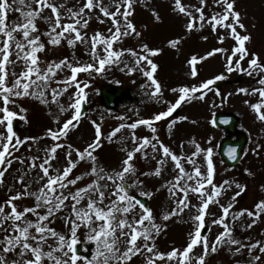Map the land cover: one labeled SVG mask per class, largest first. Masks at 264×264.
<instances>
[{"label": "snow or ice", "instance_id": "1", "mask_svg": "<svg viewBox=\"0 0 264 264\" xmlns=\"http://www.w3.org/2000/svg\"><path fill=\"white\" fill-rule=\"evenodd\" d=\"M238 3L168 0L183 31L152 46L144 38L149 25L136 20L143 10L154 25L164 23L154 0H0V264H208L221 252L229 264H264V227L256 231L264 225V182L253 203L241 206L249 185L228 175L248 157L264 159V55L250 47L247 13ZM205 31L220 46L191 54L185 62L191 82L169 88L156 58L165 47L179 56L194 34L208 41ZM64 48L71 55L50 58ZM81 50L87 59L77 55ZM217 55L222 71L202 77L201 66ZM113 71L139 76L142 95L159 107L148 116L135 106L109 110L117 123L106 130V116L93 119L89 106L100 93L95 82ZM233 74L246 78L243 86L222 92L218 82ZM233 96L244 97L259 126L253 136L240 124L247 146L238 141L227 149L235 163L217 159L213 135L175 139L182 122L200 126V119L179 114L194 102L207 107L208 126L231 123L216 109ZM37 103L50 126L21 135ZM85 119L93 136L77 144L72 134ZM105 142L119 145L118 164L102 160ZM240 173L256 176L248 167ZM161 191L166 198L157 210L149 201ZM174 219L188 226L186 239L161 249Z\"/></svg>", "mask_w": 264, "mask_h": 264}, {"label": "rangeland", "instance_id": "2", "mask_svg": "<svg viewBox=\"0 0 264 264\" xmlns=\"http://www.w3.org/2000/svg\"><path fill=\"white\" fill-rule=\"evenodd\" d=\"M154 3L158 5L159 10L164 17V23L154 25L152 23V18L150 14L143 10H138L139 15L137 16L136 22L138 24L147 23L149 25V30L144 33V38L152 46H164V43L169 37L175 36L182 33L181 21H178L175 17L170 14L168 0H154ZM238 7L247 13V19L245 23L249 25V31L252 33L253 40L250 45L254 50L258 51L261 55H264V0H239ZM252 23L256 24L255 28H252ZM93 28H103V25H98L93 23ZM204 35L209 36L208 41H203L200 39L198 34L192 35L184 44L182 54L179 56L171 49L165 47V50L161 56L157 59V62L160 64L159 76L163 82L170 88L177 86L180 83L191 82L186 76L188 71L185 66L186 59L194 53L203 54L205 51L210 50L213 47L220 46L217 44L215 36L210 32L205 31ZM135 41L128 40L127 45H135ZM233 42L231 40L226 41L223 45L228 47ZM64 55H71V50L69 49H56L49 54L50 58L62 57ZM81 55L82 58L87 59L86 56H83L82 50L77 53ZM222 71V59L219 55L215 58H210L201 66V76L209 77ZM246 78H239L235 74L229 77L228 81L230 85L226 86L222 92L227 93L229 91H235L239 86H243ZM119 80L120 83L117 84L114 81ZM136 82L133 83L132 81ZM142 83V79L137 76H127L124 73L119 71H113L107 80H98L95 82V87L102 89L103 86H121L130 91L129 96H124L122 99L117 101V107L115 110H110L115 114L127 113L128 109L136 108L140 109L141 115L148 116L151 112L158 108L159 105L151 104L147 101V98L144 97L139 89V85ZM166 97L172 99V95L169 91L166 90ZM242 96H233L229 103L222 108L216 109L217 113L221 112H232L237 113L240 117L241 124H244L245 127H248L253 136L257 135L258 125L254 124L252 121V116L249 113L248 109L243 105ZM143 101V103H142ZM31 111V126L27 129L21 126V135L31 134L36 135L42 133L44 127L50 126V119L46 114V110L43 106L37 104L30 105ZM90 109H95L96 112H91L92 118H97V115L103 113L106 116L104 122V128L107 130L117 122L111 118H107V112L100 100L99 95L93 96V103L89 106ZM181 115H188L190 119H200V126H194L190 122H182L178 125L175 139L179 141L180 139L195 135L198 138H203L208 135H213L215 137L213 143L218 145L221 139L225 136V133L216 128H212L203 122L204 118L209 115L207 112V107L198 102H194L192 105H188L183 108V111L180 112ZM141 134H146L144 130H141ZM93 136V129L87 119L83 121L80 128L77 129L72 134V140L77 144H83L85 141H90ZM161 136H165V131L162 128ZM246 136V135H245ZM168 142V141H166ZM218 151V148H217ZM123 154L119 150L118 144H108L105 142L100 156L102 160L109 165H116L119 163V160ZM218 157L217 159H219ZM248 167L256 172L255 178H248L244 175H241L240 168ZM229 176H237L241 182H247L249 185V190L247 194L241 199V206H249L253 203V200L260 195L258 191V184L264 182V159H256L253 157L246 158L241 164H239L236 170L230 172ZM155 184L159 186L158 181L150 180L149 185L152 186ZM2 198V196H0ZM166 198V192L161 191L156 194L153 200L149 201L150 205L159 210V208L164 204ZM216 211V209H213ZM169 227L167 229L166 235L160 237L158 243L161 249H166L173 242L177 245L183 244L186 239V233L188 226L173 221L168 222ZM259 226L256 231H259ZM219 229H214L212 235L214 236ZM228 257L225 253L221 252L220 254L214 255L209 261L208 264H229Z\"/></svg>", "mask_w": 264, "mask_h": 264}, {"label": "water", "instance_id": "3", "mask_svg": "<svg viewBox=\"0 0 264 264\" xmlns=\"http://www.w3.org/2000/svg\"><path fill=\"white\" fill-rule=\"evenodd\" d=\"M219 85V87L222 89V87L225 85V83H220V84H218ZM112 92H114V96L112 95L113 93ZM128 92H126L124 89H122V88H111V87H104L103 88V90L101 91V94H100V96H101V99H102V103H103V105H104V107L106 108V109H113V108H116V105H117V100L118 99H120L121 98V96L123 95V94H127ZM234 127H235V121H234V123L232 124V125H230L229 127H228V129L229 130H232V129H234ZM241 144H244V141H242V143ZM233 145H236V144H233L232 142H231V139H228V140H226L224 143H223V145H222V152L224 151V152H226L227 151V149L230 147V146H233ZM226 147V148H225ZM228 158V157H227ZM230 162H232V161H230ZM232 163H235V162H232ZM231 163V164H232Z\"/></svg>", "mask_w": 264, "mask_h": 264}]
</instances>
